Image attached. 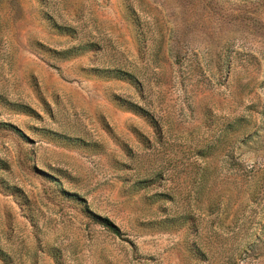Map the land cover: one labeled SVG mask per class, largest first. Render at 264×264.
Wrapping results in <instances>:
<instances>
[{"label":"rangeland","instance_id":"obj_1","mask_svg":"<svg viewBox=\"0 0 264 264\" xmlns=\"http://www.w3.org/2000/svg\"><path fill=\"white\" fill-rule=\"evenodd\" d=\"M0 264H264V0H0Z\"/></svg>","mask_w":264,"mask_h":264},{"label":"trees","instance_id":"obj_2","mask_svg":"<svg viewBox=\"0 0 264 264\" xmlns=\"http://www.w3.org/2000/svg\"><path fill=\"white\" fill-rule=\"evenodd\" d=\"M9 126H11V125H9ZM12 128L15 129V130H17L21 135H23V133H22L19 129L14 128V127H12ZM101 222H102L105 226H107L111 231H113V232H117L116 227H115L110 221H108L106 218L101 219Z\"/></svg>","mask_w":264,"mask_h":264}]
</instances>
